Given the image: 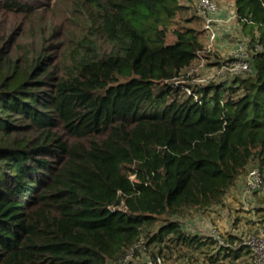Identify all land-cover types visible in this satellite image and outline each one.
Returning a JSON list of instances; mask_svg holds the SVG:
<instances>
[{"label": "trees", "instance_id": "trees-1", "mask_svg": "<svg viewBox=\"0 0 264 264\" xmlns=\"http://www.w3.org/2000/svg\"><path fill=\"white\" fill-rule=\"evenodd\" d=\"M235 3L264 42V0ZM1 7L36 14L29 0ZM185 9L67 0L58 42L36 21L41 46L13 54L0 28V264H123L130 252L127 264H146L143 249L152 264H252L237 236L222 245L174 217L222 205L252 166L264 174V52L247 77L194 84L205 45L195 26H176Z\"/></svg>", "mask_w": 264, "mask_h": 264}, {"label": "rangeland", "instance_id": "rangeland-1", "mask_svg": "<svg viewBox=\"0 0 264 264\" xmlns=\"http://www.w3.org/2000/svg\"><path fill=\"white\" fill-rule=\"evenodd\" d=\"M23 2L28 0H21ZM31 4L35 5L36 14L32 17L22 15L18 12L6 11L1 7L0 0V28L2 35L5 36V44L3 48L6 51L14 50L18 44H38L41 46L42 36L39 34L32 33V28L39 22L41 28L44 29L46 38L50 39L51 43L58 42L54 40L53 30L62 23L64 15L65 3L67 0H29ZM217 5L218 13L221 7L227 9V6L232 7L233 3L236 5L235 0H213ZM181 4L185 6V10L181 12L178 18V25L195 26L198 29L203 27V19H194V16H198L196 13L197 0H180ZM233 2V3H232ZM228 10V9H227ZM234 10V6H233ZM217 13V14H218ZM192 20V21H191ZM36 21H38L36 23ZM33 35H32V34ZM232 36V35H231ZM256 41L252 42V36H240L230 41L229 45L225 49H216V45L211 50L204 51L200 54L198 61L193 64L194 68L198 70L194 72V76L198 79L216 78L217 72L222 66H227V58L230 52L236 48V45L240 43L239 38H243L246 42H249L250 49L255 50V45L258 43L260 52H264V42H259L260 33L256 32ZM175 36L170 32L168 36V42H173ZM218 40L215 41L217 43ZM231 44V45H230ZM233 44V45H232ZM52 54H56V51H51ZM54 52V53H53ZM225 72V71H224ZM222 73L217 79V83H233L236 77H247L248 75L229 76V74ZM193 81L194 84L201 83L199 81ZM221 83V84H222ZM242 92V91H240ZM59 136L63 137L66 141H72L71 138L65 133L60 127L54 130ZM39 131H21L19 137H25L28 139L38 138ZM247 174L244 175L237 184L229 190L225 196L224 203L220 206H215L207 211H195L191 210L183 216L174 217L179 220L185 230L192 233H199L204 235H210L213 230H216L225 242L228 244V235L232 234L237 236V242L233 245H244L247 238L253 234L258 233L261 229H264V210L257 211V208L264 209V189L261 192L247 193L246 188ZM255 212V213H254ZM258 229V230H257ZM257 230V231H256ZM137 260L145 262L146 264H152L149 255L145 249L140 251ZM243 260V259H242ZM251 263V262H250ZM163 264H191L184 260H163ZM195 264V263H194Z\"/></svg>", "mask_w": 264, "mask_h": 264}, {"label": "built area", "instance_id": "built-area-1", "mask_svg": "<svg viewBox=\"0 0 264 264\" xmlns=\"http://www.w3.org/2000/svg\"><path fill=\"white\" fill-rule=\"evenodd\" d=\"M195 9L197 15L203 19L202 30L206 33L207 37V43L205 45V49L202 52H209L214 44H216L215 41L218 38L215 17L218 13L217 5L213 0H197ZM249 44L250 43L246 42L245 40L240 41V43L236 45V48L230 52L227 62H225L227 66H222V68L217 72L218 74L216 78L212 77L203 80L196 78V81L201 82L198 84L207 85L213 82L217 83L216 81L218 78H220L219 75H222V73L229 74V76L232 77L252 74L254 72L253 56L259 51V45L257 43L255 45V50L252 51ZM197 70V68L192 66L190 71L191 73H194ZM188 92H190V90H188ZM263 189L264 174L258 166H252L247 174L245 190L247 193H254L261 192ZM209 236L217 240L220 244L226 245L224 238H222L216 230H213ZM244 245L247 246L252 253V264H264V229H261L258 233L249 236ZM133 256V252H130L127 255V258L123 261V264H127L128 261L133 258ZM157 264H163V260L158 258Z\"/></svg>", "mask_w": 264, "mask_h": 264}, {"label": "crops", "instance_id": "crops-1", "mask_svg": "<svg viewBox=\"0 0 264 264\" xmlns=\"http://www.w3.org/2000/svg\"><path fill=\"white\" fill-rule=\"evenodd\" d=\"M233 6H234V10H233ZM227 9L224 7H221L219 13L216 14V16H215L216 17V26H217V30H218V38H217L218 42L215 45L217 47L216 49H220V50L225 49L227 47V45H229L230 41L233 40L234 38L240 37V36L244 37L247 35L243 29L242 24L237 20L236 5H234V3H233L232 7H231V5H230V7L227 6ZM198 30L203 32L202 29H198ZM242 39L239 38L238 41L239 40L242 41ZM202 41H203L204 45H206L207 37H206L205 32L202 33Z\"/></svg>", "mask_w": 264, "mask_h": 264}]
</instances>
